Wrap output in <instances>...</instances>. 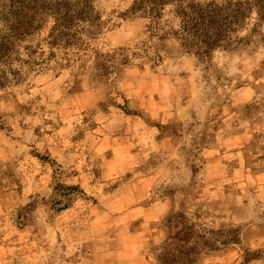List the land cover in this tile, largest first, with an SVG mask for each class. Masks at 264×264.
Masks as SVG:
<instances>
[{
    "label": "rangeland",
    "instance_id": "obj_1",
    "mask_svg": "<svg viewBox=\"0 0 264 264\" xmlns=\"http://www.w3.org/2000/svg\"><path fill=\"white\" fill-rule=\"evenodd\" d=\"M90 1L87 52L0 87V264H264V19L205 55L172 4Z\"/></svg>",
    "mask_w": 264,
    "mask_h": 264
},
{
    "label": "trees",
    "instance_id": "obj_2",
    "mask_svg": "<svg viewBox=\"0 0 264 264\" xmlns=\"http://www.w3.org/2000/svg\"><path fill=\"white\" fill-rule=\"evenodd\" d=\"M0 4L6 10L7 22L6 34L0 40V87L22 80L23 69L28 74L47 68L57 60L59 50L64 53L60 61H55L58 66L70 63L68 53L87 52L89 39H95L103 30V22L90 0H0ZM169 4L175 6L174 13L190 49L197 48L205 55L218 47L241 44L245 38L233 41V36L248 27L254 13L259 20L264 19V0L238 3L230 9L204 6L194 0H136L130 12L155 19ZM48 20L53 22L46 39L48 52L32 45L23 46ZM93 54L103 77L118 75L115 62L119 58L99 51ZM129 62L128 57L120 58L121 65ZM14 63H18L17 69H13Z\"/></svg>",
    "mask_w": 264,
    "mask_h": 264
}]
</instances>
